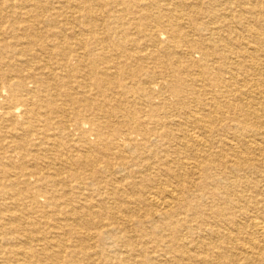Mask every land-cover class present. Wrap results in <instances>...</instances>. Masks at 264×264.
Wrapping results in <instances>:
<instances>
[{"label": "bare ground", "instance_id": "1", "mask_svg": "<svg viewBox=\"0 0 264 264\" xmlns=\"http://www.w3.org/2000/svg\"><path fill=\"white\" fill-rule=\"evenodd\" d=\"M0 264H264V0H0Z\"/></svg>", "mask_w": 264, "mask_h": 264}]
</instances>
